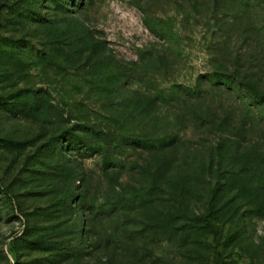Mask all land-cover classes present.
I'll return each instance as SVG.
<instances>
[{"label": "rangeland", "instance_id": "374dc122", "mask_svg": "<svg viewBox=\"0 0 264 264\" xmlns=\"http://www.w3.org/2000/svg\"><path fill=\"white\" fill-rule=\"evenodd\" d=\"M246 85L264 0H0V264H264Z\"/></svg>", "mask_w": 264, "mask_h": 264}, {"label": "trees", "instance_id": "16d2710c", "mask_svg": "<svg viewBox=\"0 0 264 264\" xmlns=\"http://www.w3.org/2000/svg\"><path fill=\"white\" fill-rule=\"evenodd\" d=\"M222 77H223V76H222ZM225 77H226V76H225ZM226 81H227V80H226ZM246 88H247L248 90H250V92L252 93V95H253V101H254V102L264 105V94L255 91V90L252 88L251 85H246ZM183 90H184V91H189V89L184 88V87H183ZM263 110H264V106H263ZM71 138H72V137H71ZM73 138H74L73 140L78 139V138H76L75 136H74ZM79 143H80V142H79ZM82 143H86V144H87V142H82ZM87 148H88L89 150H91V151H96V152H98L99 154H102V156H103V158H104V160H105V163L109 161V159H110V155H109L108 153H106L105 151H103L102 149H100V148H98V147H96V146H94V145H89ZM205 224H209V222L206 221ZM208 229H209L210 231H212V232L214 231L213 228H212V226L208 227Z\"/></svg>", "mask_w": 264, "mask_h": 264}]
</instances>
